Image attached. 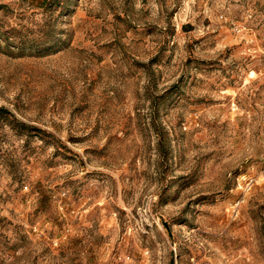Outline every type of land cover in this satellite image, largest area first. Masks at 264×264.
<instances>
[{
	"label": "rangeland",
	"instance_id": "obj_1",
	"mask_svg": "<svg viewBox=\"0 0 264 264\" xmlns=\"http://www.w3.org/2000/svg\"><path fill=\"white\" fill-rule=\"evenodd\" d=\"M0 264H264V0H0Z\"/></svg>",
	"mask_w": 264,
	"mask_h": 264
}]
</instances>
